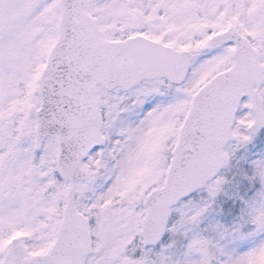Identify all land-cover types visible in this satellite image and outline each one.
I'll return each mask as SVG.
<instances>
[{
	"label": "snow or ice",
	"instance_id": "snow-or-ice-1",
	"mask_svg": "<svg viewBox=\"0 0 264 264\" xmlns=\"http://www.w3.org/2000/svg\"><path fill=\"white\" fill-rule=\"evenodd\" d=\"M0 264H264V0H0Z\"/></svg>",
	"mask_w": 264,
	"mask_h": 264
}]
</instances>
